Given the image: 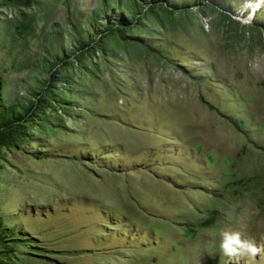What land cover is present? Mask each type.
<instances>
[{"label": "rangeland", "instance_id": "374dc122", "mask_svg": "<svg viewBox=\"0 0 264 264\" xmlns=\"http://www.w3.org/2000/svg\"><path fill=\"white\" fill-rule=\"evenodd\" d=\"M0 264H264V0H0Z\"/></svg>", "mask_w": 264, "mask_h": 264}, {"label": "clouds", "instance_id": "9594fccd", "mask_svg": "<svg viewBox=\"0 0 264 264\" xmlns=\"http://www.w3.org/2000/svg\"><path fill=\"white\" fill-rule=\"evenodd\" d=\"M220 248L227 256H250L255 257L261 249L251 241L242 240L240 233L224 231L221 233Z\"/></svg>", "mask_w": 264, "mask_h": 264}]
</instances>
